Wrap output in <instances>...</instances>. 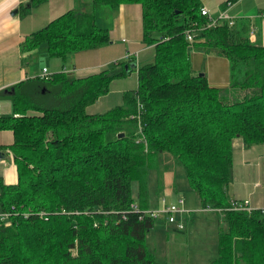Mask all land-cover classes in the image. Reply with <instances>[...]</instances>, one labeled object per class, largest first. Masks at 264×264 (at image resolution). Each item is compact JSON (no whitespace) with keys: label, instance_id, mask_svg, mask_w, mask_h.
<instances>
[{"label":"trees","instance_id":"16d2710c","mask_svg":"<svg viewBox=\"0 0 264 264\" xmlns=\"http://www.w3.org/2000/svg\"><path fill=\"white\" fill-rule=\"evenodd\" d=\"M128 4L142 7L151 62L138 67L129 57L117 63L121 72L105 68L77 79L53 74L46 82L75 98L67 109L42 108L13 88L14 115L0 117V131L14 135L6 151L18 182H0V211L11 213L0 221V264H178L157 261L146 244L156 220L131 208L134 181L139 207L148 208V177L164 153L184 169L202 209L223 218L210 263L264 264V216L234 210L228 196L235 142L264 147V46L227 22L207 28L201 0H92L91 9L66 12L25 47L45 45L50 57L66 62L110 43L109 31L96 26L94 7ZM20 9L24 14L26 7ZM192 50L228 61V95L195 73ZM135 71L138 87L123 93L122 105L87 113L115 78Z\"/></svg>","mask_w":264,"mask_h":264},{"label":"crops","instance_id":"0c3cea01","mask_svg":"<svg viewBox=\"0 0 264 264\" xmlns=\"http://www.w3.org/2000/svg\"><path fill=\"white\" fill-rule=\"evenodd\" d=\"M227 1L201 0V3L202 7L209 10L213 18H220L222 15L229 16L230 20L234 22L233 29L244 31L253 43L264 46V0H236L233 3L226 4ZM30 2L31 0H0V117L14 115L13 97L15 89L13 88L15 87L30 99V89L35 86L36 88L41 87L39 83L46 82L55 73L65 72L67 76L68 74L73 76L82 73L86 75L77 78H84L109 68L111 64L117 65L120 58L123 61L130 56L135 57L136 61L143 59L146 63L153 60V46H148L144 42L143 11L140 5H123L116 10L111 7H109L111 10H108V6H96L92 9L95 16H98V18L103 15L108 18L111 17V27H105L104 23H101V28L109 31L110 43L71 55V58H69L72 66L62 69L63 65L61 63L65 62L50 57L46 46L43 47L42 45L36 50L28 51L25 47L26 39L70 10L83 11L91 9L92 0H47L40 5H30ZM21 5L26 7L24 14L21 13ZM196 52L205 54L202 51ZM205 55L209 59L211 58V64L209 65L208 74H202L208 78L210 85L217 87L225 84L226 88L230 84L229 76L223 83L216 72L218 65H225L223 57L215 54ZM226 62L229 65L227 60ZM44 69L48 71L49 78L47 79L42 78ZM77 78L73 76L71 79ZM46 91L47 89H44V92ZM103 97H100L96 103L101 101ZM93 105L89 106L87 111ZM94 112L96 110L89 111V113ZM13 141L12 131H0V154L2 156L0 158V182L3 181L7 185H15L18 182V172L14 158L12 154L6 151ZM245 149L247 148L242 141L235 142L234 151H237L238 155L244 154ZM160 167L168 168L165 165ZM178 192L175 185H169L165 195L173 199L178 196ZM194 200L195 197L192 196L190 201ZM232 200L238 201L234 198ZM245 200H248L250 206L256 209L264 207V188L263 194L256 192L250 199ZM163 204L165 205L164 200ZM179 205H182L180 207L185 210L181 214L179 222H185L186 229L188 223L190 229L195 223L197 217L195 213L213 214L219 218L218 212L212 209H202V207L197 206L195 210L199 209V211L193 210V207L188 206L187 199L182 200V197L179 200ZM143 210L152 211L155 208L149 203L148 208ZM157 220L161 222L168 221L167 216L159 217ZM184 230L185 227L183 230L178 231ZM212 247L213 258H215L218 252V243H214Z\"/></svg>","mask_w":264,"mask_h":264},{"label":"rangeland","instance_id":"374dc122","mask_svg":"<svg viewBox=\"0 0 264 264\" xmlns=\"http://www.w3.org/2000/svg\"><path fill=\"white\" fill-rule=\"evenodd\" d=\"M108 10L111 9L108 7ZM95 23L98 28H101V23H104L103 25L105 27H111V17L109 16L108 18L106 15H103L101 18H98V16H95ZM43 47H45V45H43ZM205 54L198 53L195 50L190 52L191 64L197 74H208L211 58L209 59V57ZM70 58L67 62L61 63L63 65L62 69L64 67L69 68L72 66ZM121 59L122 58L118 59V61H121ZM222 59L224 60L225 65H218L216 72L219 75V79H222L221 81L224 83L225 79L227 80L228 76H230V68L229 65H227L226 60L224 58ZM144 63L146 62L143 59H141V61L140 59L137 61L138 67ZM109 68L112 69V73H118L124 69L122 65L115 64H111ZM82 75L86 74H74L73 76L77 78ZM73 76L68 74L67 77L71 79ZM39 85L41 87L36 88L35 86L30 89V101L42 108L67 109L74 102L75 98L74 96H71L70 92H68L69 94L61 93L63 90L61 84L40 82ZM137 87L138 75L136 71L129 76L115 78L111 83L109 93L106 94V96L104 95L101 101L94 104L91 109L87 111V113L103 114L114 107L122 105L123 93L125 91L134 90ZM217 88H219L224 95H228L230 89L229 85L226 86V88L225 84L218 85ZM44 89H47V91L44 92ZM232 99L237 101L235 96H233ZM92 110H96V112L89 113V111ZM108 139H110V136H107V140ZM246 148V151L244 150V154L241 156L238 155L237 151H234L232 179L228 187L229 198L238 199L240 202L246 201L245 199H250L256 192L258 194H263L264 147L254 146ZM10 157L12 158L11 155ZM159 164L160 166L165 165L168 168H161L159 166V169L150 171L148 177L147 200L152 204V207L155 208V210L152 211H161L164 208L163 200L167 206L179 205L181 197L182 200L187 199L188 206L193 207V210H195L197 206L201 207L197 194L190 187L187 181L184 169L177 164L173 155L170 153L162 154ZM169 185H175L177 187L179 197L176 196L171 199L165 195L166 189ZM138 187V182L134 181L132 183V191L136 199V203H140L138 197ZM192 196L195 197L194 201H190ZM155 203L157 204L155 205ZM195 211H199V209ZM163 216L165 215H160L162 218ZM195 216H197L195 218L196 221L192 225L191 229L189 227V223L186 229L185 222L181 221V224L185 227L184 231H178L176 227V225L180 223L179 219L181 220V214L177 215V222L175 224H171L169 221L161 222L156 220L155 227L150 231L146 238V244L147 248L155 255L158 262L178 264H211L210 261L214 256L212 246L214 243H218V231L221 227H225V224L221 214H218L219 218H217L216 215L205 213H195Z\"/></svg>","mask_w":264,"mask_h":264},{"label":"built area","instance_id":"2783aa9c","mask_svg":"<svg viewBox=\"0 0 264 264\" xmlns=\"http://www.w3.org/2000/svg\"><path fill=\"white\" fill-rule=\"evenodd\" d=\"M201 13L203 16L209 19V24L207 25V28L216 27L218 24L222 22H227L230 27L234 25V22L231 21L230 17L227 15H222L220 18H217V19L213 18L210 15L209 10L206 7H202ZM193 36H194L193 32L188 31L187 33L188 41H193ZM129 57L130 56L126 57V59H128ZM47 72H48L47 69H44L43 71L44 74L42 75V78H46V79L49 78V75L47 74ZM180 203H182V201H180ZM131 208L133 212H142L143 216H149L155 220H157L160 217V215H165L167 216V219L169 223L171 224H175L177 222L176 217L178 214H182L185 212V210H182L180 205H171V206L164 205V208L161 211L141 210L138 203L133 204ZM12 209L14 210V208ZM233 209L236 211H246L249 213H252L254 211H259L261 215L264 216V207L257 208V209L254 207H251L248 200L244 202L236 201L234 203ZM10 216H11L10 212L0 211V221L6 222L8 221ZM176 227L178 230L184 229V225L181 223L177 224Z\"/></svg>","mask_w":264,"mask_h":264},{"label":"water","instance_id":"95a60500","mask_svg":"<svg viewBox=\"0 0 264 264\" xmlns=\"http://www.w3.org/2000/svg\"><path fill=\"white\" fill-rule=\"evenodd\" d=\"M200 75H204V74H200ZM124 134H120L119 138L122 137ZM0 158H2L1 154H0Z\"/></svg>","mask_w":264,"mask_h":264},{"label":"bare ground","instance_id":"6f19581e","mask_svg":"<svg viewBox=\"0 0 264 264\" xmlns=\"http://www.w3.org/2000/svg\"><path fill=\"white\" fill-rule=\"evenodd\" d=\"M141 219V218H140Z\"/></svg>","mask_w":264,"mask_h":264}]
</instances>
